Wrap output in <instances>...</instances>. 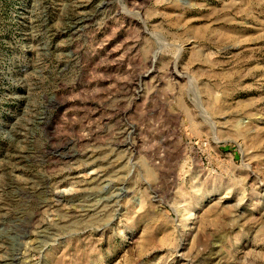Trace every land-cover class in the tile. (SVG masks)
Returning a JSON list of instances; mask_svg holds the SVG:
<instances>
[{
	"label": "rangeland",
	"instance_id": "obj_1",
	"mask_svg": "<svg viewBox=\"0 0 264 264\" xmlns=\"http://www.w3.org/2000/svg\"><path fill=\"white\" fill-rule=\"evenodd\" d=\"M14 263L264 264V0H0Z\"/></svg>",
	"mask_w": 264,
	"mask_h": 264
},
{
	"label": "bare ground",
	"instance_id": "obj_2",
	"mask_svg": "<svg viewBox=\"0 0 264 264\" xmlns=\"http://www.w3.org/2000/svg\"><path fill=\"white\" fill-rule=\"evenodd\" d=\"M39 195H40V194H39ZM42 195H43V194H42ZM95 198H96V197H95ZM10 258H11V257H10ZM7 259H8V258H7ZM8 260H9V259H8ZM16 260H17V259H16ZM16 260L14 259V261H13V260H12V261H13V262H16ZM19 260H20V259H19ZM17 263H18V262H17ZM14 264H15V263H14Z\"/></svg>",
	"mask_w": 264,
	"mask_h": 264
}]
</instances>
